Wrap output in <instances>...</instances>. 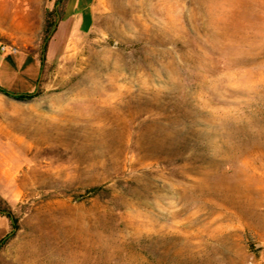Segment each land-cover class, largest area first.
<instances>
[{"label": "rangeland", "instance_id": "rangeland-1", "mask_svg": "<svg viewBox=\"0 0 264 264\" xmlns=\"http://www.w3.org/2000/svg\"><path fill=\"white\" fill-rule=\"evenodd\" d=\"M63 6L0 0V264H264V0Z\"/></svg>", "mask_w": 264, "mask_h": 264}, {"label": "crops", "instance_id": "crops-1", "mask_svg": "<svg viewBox=\"0 0 264 264\" xmlns=\"http://www.w3.org/2000/svg\"><path fill=\"white\" fill-rule=\"evenodd\" d=\"M95 0H64V18L70 20L71 28L86 32L93 20V4ZM0 93H2L0 91ZM9 219L0 214V239L10 231Z\"/></svg>", "mask_w": 264, "mask_h": 264}, {"label": "trees", "instance_id": "trees-1", "mask_svg": "<svg viewBox=\"0 0 264 264\" xmlns=\"http://www.w3.org/2000/svg\"><path fill=\"white\" fill-rule=\"evenodd\" d=\"M57 1H59V0H57ZM49 30H50V27L45 24L44 27H43V31L46 34H45V37H44V43H43V46H42V49H41V53H40V56H39V60H40L41 64L44 61V52H45V49H46V36L48 35ZM0 91L2 93H4V94L12 95L15 98H19V99L27 98V97H30L32 95V92H26V93L7 92V91L3 90L1 87H0ZM91 190H93V189H91ZM0 214L5 215L9 219L10 227H11L10 231L3 238L0 239V245H1L8 238L13 236L14 232L18 229V219L12 213V211L10 209H7V208L1 207V206H0Z\"/></svg>", "mask_w": 264, "mask_h": 264}, {"label": "built area", "instance_id": "built-area-1", "mask_svg": "<svg viewBox=\"0 0 264 264\" xmlns=\"http://www.w3.org/2000/svg\"><path fill=\"white\" fill-rule=\"evenodd\" d=\"M0 48L2 50H5L7 47L5 45H1ZM13 50H15V48H13ZM251 263H252V261H251V259H249L246 264H251Z\"/></svg>", "mask_w": 264, "mask_h": 264}]
</instances>
